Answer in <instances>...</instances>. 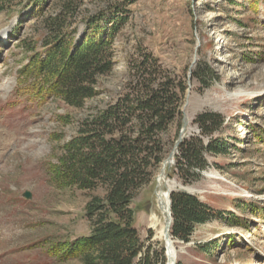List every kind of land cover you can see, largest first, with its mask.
Instances as JSON below:
<instances>
[{
	"label": "rangeland",
	"instance_id": "374dc122",
	"mask_svg": "<svg viewBox=\"0 0 264 264\" xmlns=\"http://www.w3.org/2000/svg\"><path fill=\"white\" fill-rule=\"evenodd\" d=\"M38 1L41 12L59 6L56 0L0 3V264H82L51 257L50 247L88 234L85 205L105 189L63 184L60 159L92 121L106 141L121 138L134 151V140L143 137L138 126L144 132L152 124L136 110L143 85L150 96L169 97L174 113L162 130L138 143V149H152L148 175L130 206L142 243L135 264H165V245L151 216L164 223L156 194L171 185L170 226L174 193L196 198L210 217L192 228L187 243L173 239L169 226V239L182 252L175 264H264V0H134L113 32L111 71L97 78L98 94L79 108L20 91L19 82L27 83L21 74L26 57L16 43L39 34L30 12ZM74 1L71 26L78 38L85 19L114 3ZM205 114L219 124L202 135L196 118ZM190 139L222 147L202 153L203 169L182 174L175 168L178 146Z\"/></svg>",
	"mask_w": 264,
	"mask_h": 264
},
{
	"label": "trees",
	"instance_id": "16d2710c",
	"mask_svg": "<svg viewBox=\"0 0 264 264\" xmlns=\"http://www.w3.org/2000/svg\"><path fill=\"white\" fill-rule=\"evenodd\" d=\"M113 1V5L85 19L79 38L76 37L77 29L71 26L76 6L74 0H56L59 6L48 12H41L40 2H35L30 12L32 16L36 13L32 28L39 27V34L16 43L26 57L21 74L27 83L19 82L23 85L20 91L30 94V99L58 98L74 108L96 96L97 78L110 72L113 66V32L127 20L128 7L134 4V0ZM21 22L23 19L19 24ZM205 71L209 78L214 77L211 70ZM200 75L194 73L201 81L203 75ZM142 87L140 94L143 96L138 98L136 110L144 112L152 124L149 123L144 132L143 124L138 126L140 133L137 136L143 133V137L134 140V151L121 138L106 141L97 121L80 129L65 146L69 156L60 159L61 166L57 171L62 183H78L83 189H93L99 184L105 190L102 198L92 197L85 205L84 217L90 225L88 234L52 245L51 257L78 259L82 264H135L139 261L142 243L133 227L134 210L130 206L138 184L148 175V155L152 148L142 149L139 145L138 149V143L145 137L148 140L153 131L162 130L174 113V107L169 106V97L158 92L150 96L147 87ZM119 109V104L114 107V110ZM216 119L218 117L209 114L196 118L202 135L216 129L219 124ZM221 147L220 143L203 146L198 139L182 141L175 168L182 174L201 170L205 164L202 153L217 154ZM83 148L88 150L86 154ZM158 161V157H153V164ZM170 212V236L183 243L188 242L192 228L210 218L209 210L196 198L181 193L170 195Z\"/></svg>",
	"mask_w": 264,
	"mask_h": 264
},
{
	"label": "bare ground",
	"instance_id": "6f19581e",
	"mask_svg": "<svg viewBox=\"0 0 264 264\" xmlns=\"http://www.w3.org/2000/svg\"><path fill=\"white\" fill-rule=\"evenodd\" d=\"M172 188H173L172 185L168 186L166 192L163 193L162 191H159L156 194V206L165 217L164 223L161 224L155 216H151L152 228H157L156 237L158 239L163 240L165 245V251H166L165 264H175L179 254L182 253L174 247L172 241L169 239V234H168L169 221H170V218L168 216L169 215L168 193L169 191H171Z\"/></svg>",
	"mask_w": 264,
	"mask_h": 264
},
{
	"label": "water",
	"instance_id": "95a60500",
	"mask_svg": "<svg viewBox=\"0 0 264 264\" xmlns=\"http://www.w3.org/2000/svg\"><path fill=\"white\" fill-rule=\"evenodd\" d=\"M23 196H24L26 199H29V198H30V193L25 192V193L23 194ZM170 221H171V220H170ZM170 221H169V226H170Z\"/></svg>",
	"mask_w": 264,
	"mask_h": 264
}]
</instances>
